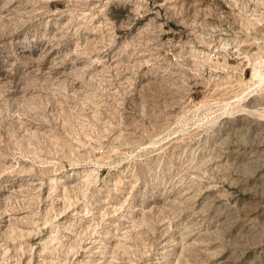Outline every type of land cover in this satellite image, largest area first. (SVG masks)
<instances>
[{
	"label": "rangeland",
	"instance_id": "rangeland-1",
	"mask_svg": "<svg viewBox=\"0 0 264 264\" xmlns=\"http://www.w3.org/2000/svg\"><path fill=\"white\" fill-rule=\"evenodd\" d=\"M260 60L264 0H0V264H264Z\"/></svg>",
	"mask_w": 264,
	"mask_h": 264
},
{
	"label": "bare ground",
	"instance_id": "bare-ground-1",
	"mask_svg": "<svg viewBox=\"0 0 264 264\" xmlns=\"http://www.w3.org/2000/svg\"><path fill=\"white\" fill-rule=\"evenodd\" d=\"M254 73L256 74V76H258L260 78V85L263 87L264 86V62L263 61L260 60L259 61V64L254 66ZM252 113H254L255 115H257V117H259L260 119H263L264 120V107L261 108V109L253 110ZM57 180H59V179H56V180H53V181H57ZM173 204H174V202H173ZM143 223H144V221H143Z\"/></svg>",
	"mask_w": 264,
	"mask_h": 264
}]
</instances>
